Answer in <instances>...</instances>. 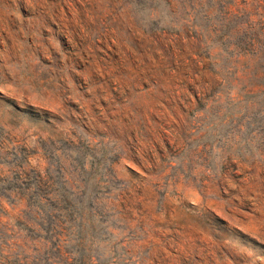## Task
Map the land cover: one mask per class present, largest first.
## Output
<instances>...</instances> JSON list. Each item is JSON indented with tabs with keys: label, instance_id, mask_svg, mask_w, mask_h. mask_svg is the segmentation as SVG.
Here are the masks:
<instances>
[{
	"label": "rangeland",
	"instance_id": "obj_1",
	"mask_svg": "<svg viewBox=\"0 0 264 264\" xmlns=\"http://www.w3.org/2000/svg\"><path fill=\"white\" fill-rule=\"evenodd\" d=\"M0 264H264V2L0 0Z\"/></svg>",
	"mask_w": 264,
	"mask_h": 264
},
{
	"label": "trees",
	"instance_id": "obj_2",
	"mask_svg": "<svg viewBox=\"0 0 264 264\" xmlns=\"http://www.w3.org/2000/svg\"><path fill=\"white\" fill-rule=\"evenodd\" d=\"M260 2H264V0H259ZM260 29H262V28H260Z\"/></svg>",
	"mask_w": 264,
	"mask_h": 264
}]
</instances>
